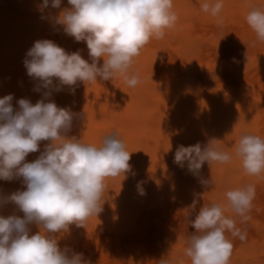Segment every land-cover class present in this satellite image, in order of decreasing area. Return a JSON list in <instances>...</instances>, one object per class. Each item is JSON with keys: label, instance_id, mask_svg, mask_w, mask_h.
<instances>
[{"label": "clouds", "instance_id": "obj_1", "mask_svg": "<svg viewBox=\"0 0 264 264\" xmlns=\"http://www.w3.org/2000/svg\"><path fill=\"white\" fill-rule=\"evenodd\" d=\"M71 7L55 16L56 25L77 42H86L88 60L81 51L68 53L51 40L43 39L28 50L23 63L27 74L39 81L43 99L34 105L28 99L13 108L11 94L0 98V180L22 178L26 190L0 198V204L12 203L19 215H0V264H89L83 253L60 247L56 234L69 232L70 226L84 227L89 217L103 211L107 179L132 171L127 151L119 132L106 135L100 146L85 143L67 134L78 115L70 107H58L50 100L53 91L68 86L75 93L77 82L96 83L122 77L129 87L140 83L137 73L129 74L133 60L153 38L162 39L165 29L175 26L178 19L173 0H67ZM43 0L39 10L49 7ZM61 0H51L52 8H60ZM223 0H204L201 9L219 16ZM247 24L264 42V10L251 8ZM254 46V44H253ZM103 60L101 64L100 61ZM54 80L57 83L54 84ZM48 102H45V101ZM49 141L33 162H26L30 153L40 151V143ZM244 171L250 176L264 174V138L242 134L235 148ZM231 155L219 149L212 139L203 146L198 142L179 145L174 163L199 176L205 162L228 163ZM204 186L211 180H201ZM139 188V184H138ZM143 195V189H140ZM256 189L252 184L229 190L226 197L231 209L250 219ZM196 208V201L191 206ZM189 223L195 232L188 236L185 255L191 264H229L232 237L246 240L247 231L236 227V221L225 216L223 206L203 205ZM38 228L34 234L32 227ZM158 264H170L162 258Z\"/></svg>", "mask_w": 264, "mask_h": 264}, {"label": "rangeland", "instance_id": "obj_2", "mask_svg": "<svg viewBox=\"0 0 264 264\" xmlns=\"http://www.w3.org/2000/svg\"><path fill=\"white\" fill-rule=\"evenodd\" d=\"M246 1L223 0L221 13L230 15L233 11L242 10L247 6ZM249 1L255 4V8L264 10V0ZM32 2L36 4L35 15L33 17L29 15L27 21L23 19L9 22L0 17V98L14 91L17 96L28 99L34 105L43 99V92L47 90L41 88L40 91H36L35 88L39 83L29 87L20 84L18 78L27 72L23 61L28 50L34 46L36 39L41 40L40 27L35 22V18L44 15L48 17L49 14L46 10L43 13L39 11L43 0L40 2L32 0ZM173 2L172 10L178 17L176 25L190 21L195 14L206 13L201 9L203 0L193 6L182 5L178 0ZM185 24L183 27H186L190 35L188 40L190 44L187 43L186 47L188 46V50L193 54V65L198 70L197 73L201 75L204 71L213 70L209 66V61L201 54L204 42L200 40L192 25ZM139 80L140 83L135 87H129L124 83L110 94L78 81L74 86V94H70L68 86H64L62 91H53L50 97L58 107H70L78 114L74 118L68 136H76L85 143L100 146L106 135L118 131L119 138L131 153L129 163L132 166V171L125 176L107 179L108 187L104 194L103 211L98 217H89L84 227L77 228L72 225L69 232L56 234L60 247L66 241L76 240L99 227L122 225L134 220L140 213L155 216L178 201H192L199 197L202 189L200 181L205 180L209 173L230 179V190L248 184L254 186L264 184V174L248 175L242 167L240 158L235 155V148L242 134L257 136L260 134L255 116L247 112V107L235 102L229 92L215 89L214 99L207 102L205 111H202V107L190 113L181 100L182 97L162 87L159 89L157 81L151 74L140 75ZM55 83L57 81L54 80ZM191 89H194L197 95L200 93L197 85H191ZM194 98L196 102L202 101L200 96ZM212 139L216 140L220 150L231 155L232 159L228 163H213L209 166L205 162L198 177L187 171L186 164L182 169L174 163L177 146L187 147L199 142L203 147ZM47 143L49 141H42L40 151L30 153L25 158L26 162L37 159ZM140 189H143V195L140 194ZM18 190H26L22 178L12 181L0 180V198ZM226 208L225 216L233 218L231 207ZM12 214L23 217V213L19 212L14 204L10 202L0 204V215ZM31 227L33 234L38 231L35 225ZM181 246L172 264H191L190 259L185 255L184 246ZM232 253L235 256L232 264H238V261H242L239 264H264V239L260 236L253 237V240L252 237H247L246 240L241 241L239 248L233 244Z\"/></svg>", "mask_w": 264, "mask_h": 264}, {"label": "bare ground", "instance_id": "obj_3", "mask_svg": "<svg viewBox=\"0 0 264 264\" xmlns=\"http://www.w3.org/2000/svg\"><path fill=\"white\" fill-rule=\"evenodd\" d=\"M178 1L182 5L193 6L201 0ZM247 1L243 2L247 5L246 8L233 11L230 15L220 13L214 17L208 12L202 14L195 12L190 21L165 29L162 39L153 38L141 49L140 54L133 60L129 74L137 73L139 77L151 74L157 81L159 89L162 87L182 97L181 100L190 113L202 107V111H205L207 102L214 99L213 91L217 88L225 90L234 97L235 102L247 107V112L255 116L259 134L264 138V42L257 39L256 33L246 22L248 11L255 7V4ZM68 7L71 6L67 0H61L60 8H52L50 0L49 7L45 9L49 16L35 18L40 27L41 40H51L68 53L80 50L82 57L91 62L86 42L75 41L73 37L64 33L62 26L54 22L53 18ZM35 9L36 4L32 0H0V17L9 22L23 19L27 21L29 15V17L35 15ZM185 23L192 25L200 40L204 42L201 54L209 61L212 71H204L201 75L197 73L198 70L193 65V54L188 50V46L186 47L190 35L186 27H183ZM100 63L102 64L103 60ZM18 79L20 84L29 87L39 83L27 72ZM124 83V79L118 76L112 81H101L98 78L96 83H89V86L110 94ZM191 85L199 86L200 95L191 89ZM10 94L13 96L11 102L13 108L18 110V101L25 98L17 96L14 91ZM199 96L202 101L196 102L194 97ZM198 136L200 138V135ZM205 180H211L212 185L206 187L200 184L201 193L194 199L195 210L191 208L194 200L178 201L155 216L140 213L134 220L122 225L99 227L76 240L66 241L61 248L67 246L75 252L83 253L89 264H158L164 257L172 264L181 245L186 248L188 236L195 232L189 218L194 219L195 213L203 205L219 204L223 206L224 214L226 207L229 206L226 192L231 189V180L216 173H209ZM256 186L253 207L248 213L250 219L241 222V217L232 210V219L236 221V227L242 231L246 230L247 237H252V240L258 236L264 239V184ZM226 236L239 248L241 240L238 237L234 238L230 233H226ZM234 258L232 253L229 264H232ZM239 262L242 261H238V264Z\"/></svg>", "mask_w": 264, "mask_h": 264}]
</instances>
